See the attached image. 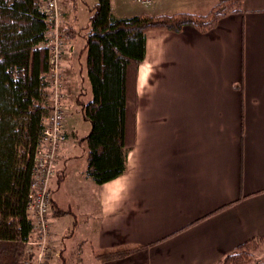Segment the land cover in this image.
Masks as SVG:
<instances>
[{
    "label": "crops",
    "instance_id": "1",
    "mask_svg": "<svg viewBox=\"0 0 264 264\" xmlns=\"http://www.w3.org/2000/svg\"><path fill=\"white\" fill-rule=\"evenodd\" d=\"M219 1L141 3L157 16L205 14ZM131 5L113 0L114 15H136L126 12ZM67 57L63 74L74 96L83 69ZM137 91L127 171L106 184L86 177L87 151L74 152L85 136L69 117L54 189L52 182L55 209L69 213L52 212L47 264H216L264 239V0H243L241 13L207 33L148 32ZM68 187L76 202L63 208L56 196ZM128 244L145 248L107 262L93 253Z\"/></svg>",
    "mask_w": 264,
    "mask_h": 264
},
{
    "label": "trees",
    "instance_id": "2",
    "mask_svg": "<svg viewBox=\"0 0 264 264\" xmlns=\"http://www.w3.org/2000/svg\"><path fill=\"white\" fill-rule=\"evenodd\" d=\"M242 6L243 0H221L205 14L116 17L113 0L94 4L78 57L80 61L86 55L92 97L89 102L80 97L76 101L84 120L91 124L90 133L81 139L87 148V178L103 185L127 171L128 155L135 145L137 81L146 58L148 32L180 33L193 27L207 33L224 18L241 13ZM48 28L42 0H0V264H25L30 259L27 242L32 223L27 205L37 145L52 111L44 47ZM64 29L70 46L79 32L74 27ZM52 212L69 213L55 209L54 203ZM263 247L264 239L254 238L216 264H264L257 257ZM144 248L128 244L93 253L107 262Z\"/></svg>",
    "mask_w": 264,
    "mask_h": 264
},
{
    "label": "built area",
    "instance_id": "3",
    "mask_svg": "<svg viewBox=\"0 0 264 264\" xmlns=\"http://www.w3.org/2000/svg\"><path fill=\"white\" fill-rule=\"evenodd\" d=\"M148 4L151 0H142ZM61 0H42V9L49 28L44 47L48 50L47 84L51 94L52 111L46 119L41 139L35 153V164L27 205V215L32 223V235L27 242L29 260L25 264H47L50 259L49 242L52 232V182L58 173L61 157L68 141L67 123L70 117L68 95L63 74L67 56L76 69L79 46H68L61 28L63 14Z\"/></svg>",
    "mask_w": 264,
    "mask_h": 264
},
{
    "label": "rangeland",
    "instance_id": "4",
    "mask_svg": "<svg viewBox=\"0 0 264 264\" xmlns=\"http://www.w3.org/2000/svg\"><path fill=\"white\" fill-rule=\"evenodd\" d=\"M62 1H65L66 4L62 8L63 22H62L61 28H63V30H65L64 28H66V27H74V29L79 32V34H78L79 37L76 40L77 42L76 41L75 42L78 43L79 42L78 40L81 39L79 42L80 45H76V46H79V49H82L83 48L82 46H84V44H85L84 35L86 34L87 26L89 25V22H90L89 17L91 16V13H92L90 11V9L94 6V4L98 0H62ZM141 1L142 0H132L133 5H131L126 12H128L130 14L135 13L136 15L146 12L148 10V5L142 4ZM70 3L72 4V8L77 9L75 21L69 20L70 16L72 15V11H69L70 10L69 7H71ZM65 20H67V22L64 23ZM72 43L74 44V41L70 42V44H72ZM66 58H68V57H66ZM85 61H86V55L84 53V55L82 56V62L79 61V63H81L83 71L81 72V74H79V73L77 74L78 86L76 88L75 95L71 96L70 92H67L68 105H69L70 111H71L69 123H70L71 127L74 128L75 131L78 132V135L81 137H84V136L86 137L90 133V130H91V124L88 121L84 120L82 113L80 111L81 108L77 105V102H76L77 98H79V97H80V99L84 100L85 102H89L91 100V97H92L91 96V87H90V82H89V78L87 75V68H86ZM81 93L83 96L80 95ZM79 144L80 145H77L75 147V150H74L75 155H77V156H81L82 154H85V151H86L85 150L86 145L84 143H82V141L81 142L79 141ZM79 162H80V160L77 163H79ZM67 170H68V167H67ZM56 181L57 180H55L53 182V189H54V185H55ZM56 199L59 201L60 206H62L63 208H67L70 205L72 206L73 204H75L74 202H76L71 197L69 187L66 190H61L59 193L57 192ZM263 254H264V247L262 248V251H260V253H258L257 257L260 259ZM68 255H70V254H68ZM83 258H84L86 263H88L90 261V259H92V257L90 255H88V252L84 253ZM69 259H72V258H69ZM260 262H264V259H260Z\"/></svg>",
    "mask_w": 264,
    "mask_h": 264
}]
</instances>
